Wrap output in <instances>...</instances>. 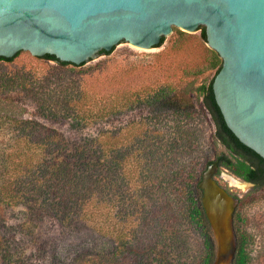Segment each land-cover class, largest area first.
Listing matches in <instances>:
<instances>
[{
	"label": "trees",
	"instance_id": "trees-1",
	"mask_svg": "<svg viewBox=\"0 0 264 264\" xmlns=\"http://www.w3.org/2000/svg\"><path fill=\"white\" fill-rule=\"evenodd\" d=\"M179 34L172 44L174 53L183 46H192L189 41H196V37L187 32L179 30ZM165 39L166 37L162 38L159 46L164 44ZM200 40L209 54V61L205 60V65L198 71H188L185 62L179 58L180 54L176 55L175 69L183 72L185 77L194 75L195 79L192 81L179 78L176 84L174 80L166 79L164 83L160 81L146 85L133 92L124 88L119 92L118 99L125 101L120 107L119 104L116 107L111 92L95 89V84L85 80H76L78 85L72 89L68 86L60 88V84L52 86L51 81L44 80L39 86L43 87L41 92L47 94L46 100L62 104L60 111L46 106L44 114L54 120L69 118L75 127H82L92 122L106 121L116 111L134 109L137 104L160 108L162 112L165 110L172 113L178 123L174 144L178 142V153L183 155L191 153L199 139L189 125L197 102L201 100L202 107L210 113L216 124L215 139L225 147L216 158L220 165L218 175L222 168H226L243 181L253 182L255 189L262 188L264 158L241 142L228 127L216 101L213 82L223 60L217 51L208 46L205 27H201ZM111 52L102 50L99 54ZM13 58L0 56V61H12ZM43 58L54 60L60 65L78 66L51 54H46ZM172 63L174 61L171 60V67ZM84 64L85 62L81 65ZM206 70H213V75L197 83L196 75ZM30 77L28 75L23 78L21 75L14 79H0V90H8L12 86L29 88L30 81L34 82ZM181 82L185 84L178 85ZM87 84L92 86L88 87ZM39 92L36 91L37 94ZM134 95L136 98L129 100L128 96ZM6 99L7 97L4 100ZM0 119L21 126L12 137L15 143L0 150V204L26 206L32 216L51 214L65 229L86 227L103 240V244L97 245H102L101 250L87 244L81 246L68 264H98L101 258H105V261L100 264H148L146 261L150 255L149 250L152 249L151 246L144 245L141 238H147L149 234L145 233L137 240L134 230L129 228L134 220L139 223L145 218L146 197L143 193L145 189L142 175L146 167L141 159L144 161L143 156H147V153L146 146L141 148L138 144L147 141L146 132L117 136L116 131L105 129L70 148L63 136L55 130L32 119L20 117L13 111H5ZM129 137H132L131 142ZM135 155L137 158L133 161L132 157ZM151 157L158 158L155 150H152ZM182 162L180 167L183 168L180 171L186 167L185 162ZM145 164L147 165L146 162ZM200 179L192 186L187 207L191 218L204 234L206 256L200 263L180 264H214L216 257V240L202 204ZM132 181H137V184L133 186ZM116 207L118 209L114 212ZM235 218L238 243L233 264H250L248 237L237 222L240 214L237 213ZM7 227L0 225V264H31L14 245L16 236L8 235L10 227ZM163 264L173 263L165 258Z\"/></svg>",
	"mask_w": 264,
	"mask_h": 264
},
{
	"label": "rangeland",
	"instance_id": "rangeland-1",
	"mask_svg": "<svg viewBox=\"0 0 264 264\" xmlns=\"http://www.w3.org/2000/svg\"><path fill=\"white\" fill-rule=\"evenodd\" d=\"M189 34L196 37V41H189L192 46L176 49V53L172 44L180 34L179 30L174 29L166 37L164 44L155 51H132L121 43L110 54H102L79 68L69 64L60 65L45 58L32 60L25 52L12 61H0V79H14L21 75L24 78L30 75V79L34 81H30L29 88L12 86L8 90H0V115L10 110L20 117L32 119L62 135L70 148L105 129L116 131L117 136L146 132L147 141L138 144L141 148L146 146L147 153V156H143L147 165L141 159L146 167L142 175L145 189L143 193L146 197L145 218L139 223L134 220L129 228L134 230L137 240L145 233L149 234L147 238H141L144 245L151 246L152 249L149 250L150 255L146 261L148 264H163L165 258L173 264L200 263L206 256L204 234L191 218L187 206L192 186L201 178L207 164L216 160L225 150L215 139L216 124L210 113L202 107L201 100L197 102L189 126L199 139L191 153L182 155L178 153V142L174 144L178 123L170 112L137 104L134 109L116 111L106 121L75 127L69 118L54 120L45 116L46 106L60 111L62 104L46 100L47 94L41 92L43 87L40 88L39 84L45 80L51 81L52 86L60 84V88L68 86L72 89L78 85L76 80L82 79L95 84V89L111 92L113 103L120 107L125 100L120 101L118 94L124 88L133 92L146 85L160 81L164 83L166 79L174 80L176 84L179 78L185 81L195 79L194 75L185 77L183 72L175 69L177 54H180L179 58L185 62L188 71H198L205 65V60L209 61V54L200 40L201 32ZM171 60L174 61L172 67ZM212 75L213 70H206L196 75V82L201 83ZM180 84L184 85L185 82L178 85ZM36 91L40 92L37 94ZM129 96V100L136 98L135 95ZM20 128L18 124H9L0 119V150L15 143L12 137ZM131 139L129 137L130 142ZM152 150H155L157 159L151 157ZM136 158L137 155L132 160L135 161ZM182 161L186 167L180 171L183 168L180 167ZM216 179L237 195L239 200L241 198L236 210V214H240L237 222L248 237L250 264H264V187L255 189L252 183L243 182L226 168L221 169ZM135 183L137 181L132 185L135 186ZM117 209L118 207L114 208V212ZM1 224L10 227L8 235L16 236L14 245L31 264H68L70 258L75 257L78 249L85 244L102 249V245H97L103 244V240L90 229H65L53 215L46 213L41 217L32 216L23 205L0 204ZM115 245L116 242L113 243ZM104 261L105 258H101L98 264Z\"/></svg>",
	"mask_w": 264,
	"mask_h": 264
},
{
	"label": "water",
	"instance_id": "water-1",
	"mask_svg": "<svg viewBox=\"0 0 264 264\" xmlns=\"http://www.w3.org/2000/svg\"><path fill=\"white\" fill-rule=\"evenodd\" d=\"M201 27L223 60L213 89L225 121L264 158V0H0V56L51 54L79 68L121 43L155 51L174 29L197 34ZM219 168L218 160L208 163L199 188L214 264H233L240 200L216 179Z\"/></svg>",
	"mask_w": 264,
	"mask_h": 264
},
{
	"label": "bare ground",
	"instance_id": "bare-ground-1",
	"mask_svg": "<svg viewBox=\"0 0 264 264\" xmlns=\"http://www.w3.org/2000/svg\"><path fill=\"white\" fill-rule=\"evenodd\" d=\"M234 181V183H238L237 181H235V180H233ZM245 184V183H244ZM248 184V183H247ZM236 185V184H235ZM245 186V185H244ZM246 187V186H245Z\"/></svg>",
	"mask_w": 264,
	"mask_h": 264
},
{
	"label": "flooded vegetation",
	"instance_id": "flooded-vegetation-1",
	"mask_svg": "<svg viewBox=\"0 0 264 264\" xmlns=\"http://www.w3.org/2000/svg\"><path fill=\"white\" fill-rule=\"evenodd\" d=\"M253 185H254V183L253 182H251ZM233 194V193H232Z\"/></svg>",
	"mask_w": 264,
	"mask_h": 264
}]
</instances>
